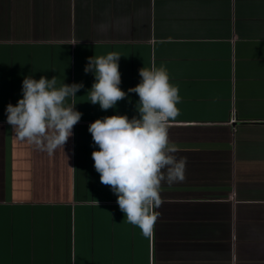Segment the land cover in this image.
Wrapping results in <instances>:
<instances>
[{"label":"crops","instance_id":"0c3cea01","mask_svg":"<svg viewBox=\"0 0 264 264\" xmlns=\"http://www.w3.org/2000/svg\"><path fill=\"white\" fill-rule=\"evenodd\" d=\"M110 52L122 91L164 64L182 98L169 139L186 179L162 182L151 237L92 159L90 123L138 116L135 93L107 111L90 103L87 58ZM26 76L84 85L66 101L82 116L64 150L40 151L6 122ZM78 262L264 264V0H0V264Z\"/></svg>","mask_w":264,"mask_h":264},{"label":"clouds","instance_id":"9594fccd","mask_svg":"<svg viewBox=\"0 0 264 264\" xmlns=\"http://www.w3.org/2000/svg\"><path fill=\"white\" fill-rule=\"evenodd\" d=\"M120 54L87 58L85 73L94 75L90 103L104 111L114 108L128 93L139 97L138 116L111 115L90 123L88 131L99 150L92 152L94 168L100 182L111 188L127 222L151 237L162 204L161 184L169 185L186 179V157H177V145L169 139V123L180 114L182 102L179 87L170 82L167 67L139 69L140 82L128 93L120 88ZM56 76L38 80L26 76L22 98L6 106L7 123L14 136L34 145L40 151L54 152L63 148L73 136V127L82 116L76 104H67L84 87L82 83L57 87ZM98 203V201L96 200Z\"/></svg>","mask_w":264,"mask_h":264},{"label":"rangeland","instance_id":"374dc122","mask_svg":"<svg viewBox=\"0 0 264 264\" xmlns=\"http://www.w3.org/2000/svg\"><path fill=\"white\" fill-rule=\"evenodd\" d=\"M47 214L52 215V217H49V218L53 219V221H57V219H58V217L55 214L60 215V221H69V219H67L66 211L63 212V211H58V210L57 211L56 210H49ZM81 215H82V211L80 212V210H77V214H76L77 221H82ZM73 221H75V218H73ZM85 221H92V218L87 216L85 218ZM63 248H66V246H63ZM78 264H79V262H78Z\"/></svg>","mask_w":264,"mask_h":264}]
</instances>
